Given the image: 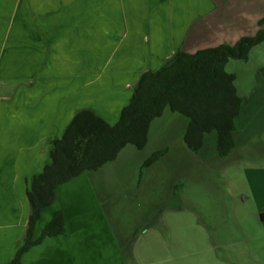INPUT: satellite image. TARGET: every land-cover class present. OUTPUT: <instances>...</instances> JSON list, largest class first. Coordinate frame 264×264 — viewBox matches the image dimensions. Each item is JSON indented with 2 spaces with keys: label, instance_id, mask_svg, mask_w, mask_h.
Instances as JSON below:
<instances>
[{
  "label": "crops",
  "instance_id": "obj_1",
  "mask_svg": "<svg viewBox=\"0 0 264 264\" xmlns=\"http://www.w3.org/2000/svg\"><path fill=\"white\" fill-rule=\"evenodd\" d=\"M262 17L264 0H0V264L23 244L30 179L51 163L53 142L77 111L115 124L142 72L178 49L252 36ZM109 163L56 187L33 238L56 211L64 232L30 247L20 264L130 262L99 201Z\"/></svg>",
  "mask_w": 264,
  "mask_h": 264
},
{
  "label": "rangeland",
  "instance_id": "obj_2",
  "mask_svg": "<svg viewBox=\"0 0 264 264\" xmlns=\"http://www.w3.org/2000/svg\"><path fill=\"white\" fill-rule=\"evenodd\" d=\"M225 70L243 100L228 155L218 154L215 132L190 150L188 119L166 109L144 151L128 145L101 171L103 216L132 252L128 264H264V41Z\"/></svg>",
  "mask_w": 264,
  "mask_h": 264
},
{
  "label": "trees",
  "instance_id": "obj_3",
  "mask_svg": "<svg viewBox=\"0 0 264 264\" xmlns=\"http://www.w3.org/2000/svg\"><path fill=\"white\" fill-rule=\"evenodd\" d=\"M252 36H243L234 44H220L187 53L178 49L155 71L142 72L134 85L127 105L118 121L111 125L89 109L77 111L60 138L50 150L51 163L33 175L26 192L29 217L23 244L7 264H20V258L30 247L46 236L64 232L61 211L54 212L38 238H33L41 210L55 197V189L70 179L100 169L114 161L127 145L142 150L148 142L152 121L166 109L188 119L184 142L199 151L206 134L217 135V152L228 155L235 147V119L242 99L235 87V75L225 70L230 59L247 60L255 45L264 41V17ZM164 150L152 153L142 166L158 161Z\"/></svg>",
  "mask_w": 264,
  "mask_h": 264
}]
</instances>
